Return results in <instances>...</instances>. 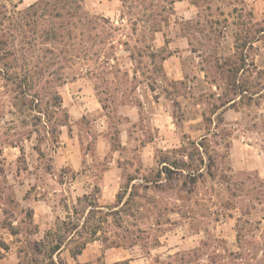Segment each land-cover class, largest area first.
Instances as JSON below:
<instances>
[{"label":"rangeland","instance_id":"rangeland-1","mask_svg":"<svg viewBox=\"0 0 264 264\" xmlns=\"http://www.w3.org/2000/svg\"><path fill=\"white\" fill-rule=\"evenodd\" d=\"M36 1L0 0V38L8 40L0 44V120L14 139L44 142L48 167L60 126L68 122L63 97L89 82L109 117L105 132L114 147L119 105H142L137 141L123 150L125 163L142 166L141 144L154 137L159 146L177 149H157L154 160L152 152V167L141 175L132 167L109 197H99L85 176L81 186L89 193L60 200L44 232L24 226L19 238L30 242L23 247L26 258L47 262L32 244L51 245L60 234L65 246L59 256L67 264H76L70 249L90 238L86 264H264V177L235 164L232 149L240 134L264 149V0H84L64 18L44 15L51 6L27 16ZM61 29L63 37L53 39ZM161 31L189 37V51L180 54L183 81L165 75ZM159 121H167V131L153 128ZM101 126L83 123L88 149L96 150ZM198 141L208 149L203 163ZM100 151L85 160L88 176L102 161ZM164 156L184 158L191 167L152 181Z\"/></svg>","mask_w":264,"mask_h":264},{"label":"crops","instance_id":"crops-1","mask_svg":"<svg viewBox=\"0 0 264 264\" xmlns=\"http://www.w3.org/2000/svg\"><path fill=\"white\" fill-rule=\"evenodd\" d=\"M187 5L191 8L193 5L198 7V4L193 2H187ZM189 13L191 16L188 18H193L196 15V12L191 10ZM159 33V31L155 32V41H157ZM161 34L164 37L162 46L168 50L162 59L165 75L177 82L183 81L186 69L180 54L189 51V37L180 33L174 39L170 38L174 36L164 35L162 31ZM179 42L181 45L173 49L172 45L174 43L178 45ZM78 82L81 83L80 80ZM74 87L64 95L62 100V105L67 110L68 122L60 126L61 130L52 148L51 162L48 167L45 160L46 149L49 147L46 148L44 142L35 141L34 136L14 139V130L9 129L6 120H0V264H25L19 255L24 249V244L28 246L29 242L28 238L25 240L19 238L24 226L34 225L33 233L35 235L44 232L48 224L50 225L54 220L60 200L71 201L73 198H79L83 193V195L89 193L85 187L81 186L85 176L89 177L86 179H89L90 185L98 187L97 195L99 197H109L119 192L125 175L131 171L132 167L140 175L146 167L150 169L154 164L153 160L157 149H162L160 150L162 152H171L173 149H177H169L168 146H165L166 144H163L164 147L159 146V137H154V139L141 144L140 152L144 162L142 166L139 167L130 162L125 163L123 150L128 149L133 141H137L133 131L137 127L136 124L141 121V103L130 102L119 105L117 115L121 117L122 123L116 128L118 138L116 137L117 139L114 140L118 146L114 147L113 139L105 132L110 125L109 117L95 86L86 82ZM153 91L155 92L156 89ZM233 101L234 99L230 100L228 104ZM89 119L92 123L100 122L102 125L100 131L103 133L98 134L95 138L96 150L88 149L89 140L83 130V123ZM169 119H172L171 115H169ZM153 128L157 131L160 129L167 131L168 123L159 121ZM241 136L243 137L241 138ZM244 139L246 137L242 134L235 139L232 148L235 156L233 161L240 168L257 170L264 177V149ZM102 145L103 152L99 150ZM92 151H100L102 161H97L94 164V171L91 176H88L86 172L90 169L86 168L85 160L91 156ZM152 152H154L153 160L150 156ZM144 155H146L147 161L144 160ZM157 164L159 172L164 164L161 163V159L157 160ZM135 180L144 181L146 179L134 177L133 181ZM155 180L158 183L163 179L155 175ZM25 233H30L28 227H25ZM2 242L5 246L2 245ZM90 245L92 243H88L82 253L78 255L77 260L73 258L74 261L85 263L86 261L82 257Z\"/></svg>","mask_w":264,"mask_h":264},{"label":"trees","instance_id":"trees-1","mask_svg":"<svg viewBox=\"0 0 264 264\" xmlns=\"http://www.w3.org/2000/svg\"><path fill=\"white\" fill-rule=\"evenodd\" d=\"M84 0H38L36 1L34 4H31L29 7V10L27 12V16H32V15H36V13L38 11H44L45 9H47L48 6L52 7V12H44V15L49 14L51 15V17H55V18H64L66 15L70 14V10L72 9V7H75L76 11L77 10H81L82 8V4H83ZM56 10V11H55ZM55 11V12H54ZM43 14V13H42ZM63 21H61L59 28L63 27L64 24L62 23ZM63 29H61L60 32L55 31L53 33V39H57L58 35H60V37H63L64 33L62 32ZM62 40V39H61ZM7 44L8 40H4L2 38H0V44ZM233 100V99H232ZM197 149H198V155L199 157V161L202 163L204 162V157L202 155V153H207L208 149L206 147V143L204 141H198L197 142ZM202 147V152H199V149ZM184 152H186V150H183ZM186 155V153H185ZM161 159V163H163L164 165H162L161 169L159 170V172L156 174V176L159 177H165V178H172V173L173 171H176L174 169L177 170H183L186 167L190 168L191 164L189 162H187L186 160H184V158H182L181 160H170L169 158H166V156L160 158ZM190 159H194L193 154H190ZM201 168L197 167V170L199 171ZM149 181V180H147ZM152 181H156V180H152ZM73 225L72 228H76L74 226L73 223H71ZM51 232H48L47 235H49ZM72 239V238H71ZM90 239H86L82 242H79L78 244H75V246H73L70 249V253L71 256L77 260V257L79 254L82 253V251L84 250V248L86 247L87 243L91 240ZM54 240V239H53ZM54 243L51 245H48L43 242L42 240L40 241H34L33 242V250L38 253L41 254L43 253L46 256V259H48L47 262H44V260H39L38 258H30L27 259L26 255V250L22 249L20 252V256L22 258L23 263L25 264H67L65 263L59 256L61 250L63 249V247L65 246V239L64 236L62 235H56V240L53 241ZM2 245L5 246L4 242H2ZM30 245V242H28V246ZM57 257V259H56ZM76 264H85V263H81L80 261H77Z\"/></svg>","mask_w":264,"mask_h":264}]
</instances>
